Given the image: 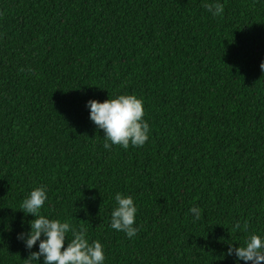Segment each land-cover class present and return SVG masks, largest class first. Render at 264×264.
<instances>
[{"label":"trees","instance_id":"1","mask_svg":"<svg viewBox=\"0 0 264 264\" xmlns=\"http://www.w3.org/2000/svg\"><path fill=\"white\" fill-rule=\"evenodd\" d=\"M261 63L264 0H0V264H25L20 206L41 185V213L86 229L105 264H233L229 244L264 236ZM121 94L150 136L105 149L86 102ZM116 192L132 239L110 227Z\"/></svg>","mask_w":264,"mask_h":264},{"label":"clouds","instance_id":"2","mask_svg":"<svg viewBox=\"0 0 264 264\" xmlns=\"http://www.w3.org/2000/svg\"><path fill=\"white\" fill-rule=\"evenodd\" d=\"M204 7L214 17L223 12L220 3L205 4ZM260 67L264 71V63ZM86 107L89 119L103 131L105 149L119 145L127 150L130 145L142 147L148 141L150 126L144 119V102L135 94H121L103 102L89 100ZM46 200L47 189L41 185L33 188L20 206V211L34 218L28 222L26 233L17 234V240L28 253L23 259L25 264H105L104 246L97 240L90 242L86 229L77 230L66 220L50 219L41 213ZM114 201L110 227L123 232L128 239L134 238L139 228L135 226L137 207L133 198L116 192ZM190 213L194 220L200 219L199 208H191ZM235 227L238 229L240 225ZM69 233L72 236L70 242ZM225 255L234 257L233 264H264V236L250 234L242 246L229 244Z\"/></svg>","mask_w":264,"mask_h":264}]
</instances>
